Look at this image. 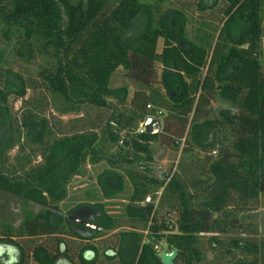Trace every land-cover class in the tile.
I'll list each match as a JSON object with an SVG mask.
<instances>
[{"label":"trees","instance_id":"1","mask_svg":"<svg viewBox=\"0 0 264 264\" xmlns=\"http://www.w3.org/2000/svg\"><path fill=\"white\" fill-rule=\"evenodd\" d=\"M173 1L181 0H0V36L24 62L42 61L31 77L3 66L0 53V195L41 206L17 229L0 223V264H163L173 250L174 264H264L256 215L264 206V0L197 1L191 39L185 12L166 7ZM120 67L136 86L131 99L129 86L111 87ZM29 92L35 102L14 116L10 99L28 101ZM44 96L60 115L84 107L111 115L101 133L79 123L59 132L40 109ZM217 97L233 110L214 111ZM152 117L161 131L140 132ZM155 141L198 154L199 177L155 175ZM110 143L116 154L105 153ZM102 162L110 165L98 177L106 199L123 190L124 175L132 185L126 217L99 204L100 227L73 223V209L61 208L68 187L86 163ZM160 191L172 211L163 219L153 205L139 207ZM30 225L43 236L22 237Z\"/></svg>","mask_w":264,"mask_h":264},{"label":"rangeland","instance_id":"2","mask_svg":"<svg viewBox=\"0 0 264 264\" xmlns=\"http://www.w3.org/2000/svg\"><path fill=\"white\" fill-rule=\"evenodd\" d=\"M199 0H188V1H173L172 4H167L166 7L169 9H179L185 12L187 17L186 27H185V36L189 39L192 38V33L197 23L195 20L198 15L196 10L195 3ZM216 20V19H214ZM216 23V21H214ZM216 25V24H214ZM179 28V21L176 18H169V29L175 31ZM172 32V33H173ZM262 45V58L261 62L264 70V33L261 39ZM163 47V40L159 42L158 51H161ZM0 53L3 55L4 63L3 66L9 67L15 72L23 73L26 76L37 77V71L39 66L42 64L41 60H35L31 63L24 62L21 58L17 56L11 44H8L2 36H0ZM2 67V69H4ZM0 67V68H1ZM162 66L158 65L155 69V79L160 81ZM125 70L120 67L111 78V87L118 88L122 86H129V99L132 98L133 93L136 89L134 83L125 76ZM30 100H17L12 97L10 103L13 109L14 116H20L23 110L31 103H34V97L36 93L29 92ZM42 106H40L43 114L50 119V122L54 129L59 132H71L73 129L74 123H79L80 126L84 129H96L98 133H101L102 127L107 123L110 118L111 112L105 109H97L92 107H84L79 114H69V115H60L58 111L54 108V102L51 97H43ZM214 111L220 109H231L233 110L232 104L228 101L222 100L220 97H217L216 101L213 104ZM157 118V117H155ZM83 125V126H81ZM142 125V124H141ZM145 125V124H144ZM141 129V126H140ZM153 152V160L151 162V167L154 169L155 175L162 176L170 172L172 173H181L189 178H198L199 172L197 171V161L198 154H185L182 152V148L176 150L172 147L163 145L159 141H155L151 144ZM119 148L116 144H108L105 147V153L108 155L116 154ZM38 161V159H36ZM136 168L137 166H132ZM110 168V165L102 162L99 165L93 166L88 163L82 168V175L76 176L73 178L70 186L68 187V197L61 204V208L64 213L69 210H72V213L69 214V218L72 219L73 223H78L76 221L77 217L75 213L79 211H84L91 214L92 218L98 219L94 222L95 226L100 227L99 218L102 217L101 211L98 207L99 204L103 205L105 213L112 215L114 217H126V208L129 204V197L132 193V185L126 175L123 177V190L119 192H114L112 198L106 199L104 193L101 190V187L98 183V177L106 170ZM122 173V172H121ZM162 192V191H160ZM162 197V196H161ZM161 197L153 198L151 202L147 203L145 200L140 203L139 207H149L153 205L155 209H158V218L163 219L167 215H172V211L169 207L168 202L163 201ZM32 210L34 213H39L41 211V206L36 204H21L18 199L9 194L0 195V223H10L15 229L18 228L20 223L23 220L24 213L27 210ZM167 214V215H166ZM258 215V222L262 224L264 222V206L259 209L256 213ZM124 219V218H123ZM43 224V223H42ZM44 225V224H43ZM35 226V227H34ZM28 226V229L25 228L22 233V237H39L43 236L41 230L39 231L37 225ZM32 228V229H31ZM123 230H130L128 227H125ZM119 231V230H117ZM116 231V232H117ZM62 235L67 237H72L69 229L66 225H63L61 230ZM115 232L111 231L109 234ZM2 236V234L0 235ZM131 241L132 240L131 238ZM164 241V239H163ZM134 243V242H133ZM128 247L127 259L128 261L132 260V249ZM131 247V246H130ZM0 251H3L1 249ZM212 257V256H210ZM57 264H74L72 260H69L67 257H62L60 262Z\"/></svg>","mask_w":264,"mask_h":264},{"label":"water","instance_id":"3","mask_svg":"<svg viewBox=\"0 0 264 264\" xmlns=\"http://www.w3.org/2000/svg\"><path fill=\"white\" fill-rule=\"evenodd\" d=\"M160 115H164V112H161ZM162 121L158 118H149L145 122V131L149 134H157L161 131ZM86 225L93 226L89 223H85ZM178 251L173 250L172 252H164L161 254V261L163 264H174V259L177 256Z\"/></svg>","mask_w":264,"mask_h":264},{"label":"flooded vegetation","instance_id":"4","mask_svg":"<svg viewBox=\"0 0 264 264\" xmlns=\"http://www.w3.org/2000/svg\"><path fill=\"white\" fill-rule=\"evenodd\" d=\"M77 217L76 221L88 228H95L96 226L94 225V223L92 222V216L91 214L87 213V212H84V211H79L77 213H75ZM85 223H89L93 226H89V225H86Z\"/></svg>","mask_w":264,"mask_h":264},{"label":"built area","instance_id":"5","mask_svg":"<svg viewBox=\"0 0 264 264\" xmlns=\"http://www.w3.org/2000/svg\"><path fill=\"white\" fill-rule=\"evenodd\" d=\"M144 124H145V123H143V124L141 125L140 132H144V131H145V125H144ZM213 154H216V152H213ZM157 195H158V197H161L162 192H158ZM151 201H152L151 197L148 196V197L146 198V202L149 203V202H151Z\"/></svg>","mask_w":264,"mask_h":264}]
</instances>
